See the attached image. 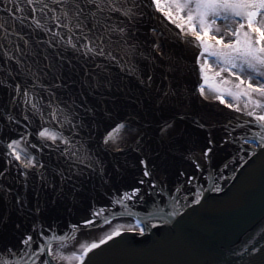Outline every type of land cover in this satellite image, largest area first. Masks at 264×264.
Segmentation results:
<instances>
[{
	"label": "snow or ice",
	"instance_id": "obj_1",
	"mask_svg": "<svg viewBox=\"0 0 264 264\" xmlns=\"http://www.w3.org/2000/svg\"><path fill=\"white\" fill-rule=\"evenodd\" d=\"M232 148L264 152V0H0V264H93L200 205Z\"/></svg>",
	"mask_w": 264,
	"mask_h": 264
},
{
	"label": "water",
	"instance_id": "obj_2",
	"mask_svg": "<svg viewBox=\"0 0 264 264\" xmlns=\"http://www.w3.org/2000/svg\"><path fill=\"white\" fill-rule=\"evenodd\" d=\"M218 204L230 213L220 214ZM152 234L141 240L123 233L96 250L93 264H256L259 253L243 249H264V152L250 158L231 188L192 205L157 236ZM121 238L135 240L122 245Z\"/></svg>",
	"mask_w": 264,
	"mask_h": 264
},
{
	"label": "bare ground",
	"instance_id": "obj_3",
	"mask_svg": "<svg viewBox=\"0 0 264 264\" xmlns=\"http://www.w3.org/2000/svg\"><path fill=\"white\" fill-rule=\"evenodd\" d=\"M196 52L198 54L197 49L193 46L192 48L187 50V58L184 61L186 67L189 69L187 74V87L190 89L198 88L199 83L202 82V78L198 77L197 69L198 65L194 64L193 60V53ZM203 99V97H201ZM206 103L209 106L210 111H219L220 109L226 108V105H223L220 101H206ZM219 106V108H217ZM229 112H232L234 110L229 109ZM236 156V149H228V150H220L218 149L216 151V154L213 157V163L212 165L206 166V170L204 172H200L199 170L196 171V175L199 177V180L197 181L200 185L204 188V196L205 200L210 199L226 190L231 188L239 179L244 167L250 160V158L253 156V154L249 151L246 154L241 153V156L238 158H233ZM246 161V162H245ZM227 164L228 167L225 168L224 165ZM136 175H139V169L136 170ZM235 176V179L232 177ZM171 180L175 181L176 177L173 175L170 177ZM213 186H219L223 188V191L216 192L213 191ZM194 195V192H193ZM191 199V197H190ZM204 200V201H205ZM203 202V201H202ZM194 205V204H193ZM192 206V205H191ZM190 206V207H191ZM138 211H152V205L151 202H145L143 205L137 206ZM170 210V209H167ZM89 209L87 207H79L75 210H73V213L70 214V218L75 220L77 216H85L88 215ZM177 218V217H176ZM133 220L131 218H123L118 221H113L112 225H103L102 220L97 221L96 225L91 228L85 229L81 234V242H91L92 240L102 238L107 231L110 230L111 227L115 226L117 223H123V224H129L132 223ZM147 223V221H146ZM170 225V224H169ZM161 224L157 228H153L150 232L152 234V237L154 238V235H158L161 233L167 226ZM122 237V236H121ZM151 236L147 239L144 238V240H149ZM122 245L134 242V238L131 240L130 238H124L122 239ZM143 240V238H141ZM110 242V241H109ZM108 242V243H109ZM121 245V246H122ZM106 245H102L104 247Z\"/></svg>",
	"mask_w": 264,
	"mask_h": 264
},
{
	"label": "rangeland",
	"instance_id": "obj_4",
	"mask_svg": "<svg viewBox=\"0 0 264 264\" xmlns=\"http://www.w3.org/2000/svg\"><path fill=\"white\" fill-rule=\"evenodd\" d=\"M195 47V46H194ZM210 92V90H208ZM209 101H212V102H215L217 101L210 93V98H209ZM130 224V223H129Z\"/></svg>",
	"mask_w": 264,
	"mask_h": 264
}]
</instances>
